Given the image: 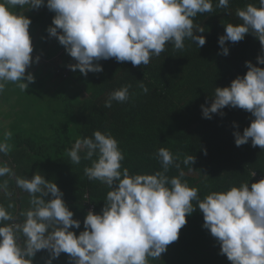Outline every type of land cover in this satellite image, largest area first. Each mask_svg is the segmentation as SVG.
<instances>
[{
    "label": "clouds",
    "instance_id": "obj_1",
    "mask_svg": "<svg viewBox=\"0 0 264 264\" xmlns=\"http://www.w3.org/2000/svg\"><path fill=\"white\" fill-rule=\"evenodd\" d=\"M17 6L26 10L44 6L54 13L46 29L48 36L76 61L67 67L85 76L103 71L100 60L114 58L117 62L130 61L134 67L146 66L153 56L165 51L167 44L184 50L187 39L202 47L206 39L198 33L205 28L194 24V18L215 11L213 0H2L0 93L9 82L25 92L34 82L26 69L39 61V56L31 55V20L12 11ZM228 6L229 0L216 4L221 9ZM236 16L242 22L224 25V34L218 38L219 54H229L226 41L234 44L252 34L261 45L257 64L264 65V0H258V6L238 8ZM245 66L243 76L238 75L227 87L215 88L210 105H201L202 116L211 119V114L222 115L225 107L251 113L254 119L243 133L233 132L234 143L239 147L251 140L252 147L264 150V68L251 61H245ZM138 87L148 92L142 82ZM130 88L125 84L110 92L104 107L110 108L113 101L127 102ZM233 127H237L235 122ZM11 136L10 131L4 133L0 154L10 152L7 140ZM67 154L73 164L82 158L91 161V166L84 168L85 176L110 189L100 213L89 210L83 220L84 230L77 235L70 229H79L81 222L73 219L74 213L56 183L38 171L30 179L17 176L12 167L0 163V178L8 177L0 181V191L11 196L8 185L14 179L16 187L28 194L30 205L19 213L24 217L19 222L0 204V264H32L41 250L48 252L44 264H52L62 253L67 254L69 264H149V258L160 259L167 246L178 240L186 216L197 208L203 214L202 227L219 244V254L231 264H264V178L250 186L247 181L212 192L201 200L198 189L182 181L183 172L167 175L170 166L179 169L180 165L176 163L178 157L166 148L154 154L161 170L153 174L130 175L127 168L122 169L124 155L118 141L99 130L91 137H78ZM183 163L195 171L191 167L194 155H187ZM255 174L251 172V177Z\"/></svg>",
    "mask_w": 264,
    "mask_h": 264
},
{
    "label": "trees",
    "instance_id": "obj_2",
    "mask_svg": "<svg viewBox=\"0 0 264 264\" xmlns=\"http://www.w3.org/2000/svg\"><path fill=\"white\" fill-rule=\"evenodd\" d=\"M217 3L213 0V13L197 14L194 18V24L205 28V32L198 33L206 39L202 47L187 39L184 50L167 44L165 51L153 56L146 66L134 67L130 61L117 62L114 58L100 60L102 72L85 76L77 69L54 88L49 84L51 74H43L37 65H32L26 74L31 73L34 82L25 92L9 82L0 93V101L4 100L0 102V141L5 132L12 133L7 140L10 152L0 154V163L12 167L17 176L30 179L38 171L56 183L74 213L73 219L81 222L79 229H70L75 234L84 230L83 220L89 210L100 213L110 190L85 176L84 168L91 166V161L82 158L79 164H73L67 154L78 137H91L96 130L110 133L118 141L124 155L122 169L127 168L130 175L161 170L154 154L159 148L168 149L178 157L176 163L180 167L170 166L167 175L179 176L183 172L182 181L196 187L201 200L212 192H223L247 181L250 186L264 178V150L252 147L251 140L239 147L234 143L233 132L243 133L254 119L251 113L225 107L222 115L211 114V119L202 116L201 105H210L216 87H227L238 75L246 73L245 61L264 68L257 64L261 45L252 34L234 44L226 41L227 56L219 54L218 45L224 25L242 22L236 10L247 4L258 6V0H229L228 9L217 8ZM12 11L31 20L33 57L48 60L59 53L65 64H74L64 47L48 36L46 29L51 25L53 12L44 6L33 10L17 6ZM73 79L75 83L70 84ZM139 82L147 86L146 94L138 87ZM125 84L131 85L130 99L124 103L113 101L110 108H105L108 94ZM84 92L87 95L80 100ZM233 122L237 127H233ZM187 155L195 156L191 165L195 171L184 165ZM253 171L256 174L251 177ZM4 179L8 177L0 181ZM8 190L11 196L0 191V204L22 222L24 217L19 213L30 206L28 194L16 187L14 179L9 180ZM186 221L178 240L167 246L160 259L149 258V264H231L219 254V244L202 227L203 214L198 208L186 216ZM47 258L46 250L38 251L32 264H44ZM52 264H69L67 254L62 253Z\"/></svg>",
    "mask_w": 264,
    "mask_h": 264
},
{
    "label": "rangeland",
    "instance_id": "obj_3",
    "mask_svg": "<svg viewBox=\"0 0 264 264\" xmlns=\"http://www.w3.org/2000/svg\"><path fill=\"white\" fill-rule=\"evenodd\" d=\"M59 55H60L59 53H55L48 60L39 58V61L37 63L32 64L33 66L37 65V67H39L41 69V72L43 74L44 73H50L51 74V78L49 79V84H51L53 86V88L55 86H57L61 81H63L64 78L66 79V77H68V75L71 72H73L72 70H70L67 67V64H65V59L62 58L61 55L60 56ZM33 58H35V57H33ZM75 63H76V61L74 62V64ZM32 65L29 68H31ZM74 83H75L74 79L70 81V84H74ZM86 95H87V93L84 92L81 95L80 100H83L86 97ZM0 102H4V100H1ZM6 123H7V121H6Z\"/></svg>",
    "mask_w": 264,
    "mask_h": 264
}]
</instances>
